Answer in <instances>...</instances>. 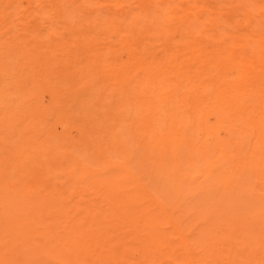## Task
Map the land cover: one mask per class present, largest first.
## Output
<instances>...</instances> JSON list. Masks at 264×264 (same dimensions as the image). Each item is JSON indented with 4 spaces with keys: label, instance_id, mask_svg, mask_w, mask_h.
<instances>
[{
    "label": "rangeland",
    "instance_id": "obj_1",
    "mask_svg": "<svg viewBox=\"0 0 264 264\" xmlns=\"http://www.w3.org/2000/svg\"><path fill=\"white\" fill-rule=\"evenodd\" d=\"M263 191L264 0H0V264H264Z\"/></svg>",
    "mask_w": 264,
    "mask_h": 264
},
{
    "label": "bare ground",
    "instance_id": "obj_2",
    "mask_svg": "<svg viewBox=\"0 0 264 264\" xmlns=\"http://www.w3.org/2000/svg\"><path fill=\"white\" fill-rule=\"evenodd\" d=\"M258 33H259V32H258ZM131 58H132V57H131ZM205 67H206V66H205ZM158 68H159V67H158ZM53 91H54V90H53ZM70 97H71V96H70ZM118 126H119V125H118ZM196 128H197V127H196ZM109 129H110V128H109ZM43 131H44V130H43ZM193 131H194V130H193ZM261 131H262V130H261ZM200 135H201V134H200ZM81 147H82V146H81ZM144 147H145V146H144ZM249 147H250V146H249ZM247 152H248V151H247ZM235 157H236V156H235ZM142 162H143V161H142ZM186 172H187V171H186ZM186 172H185V173H186ZM186 174H187V173H186ZM236 174H237V173H236ZM155 178H156V177H155ZM176 180H177V179H176ZM176 180H175V181H176ZM208 183H210V182H208ZM163 184H164V183H163ZM206 185H207V184H206ZM162 187H163V185H162ZM253 190H254V189H253ZM256 192H258V191H256ZM256 192H255V193H256ZM204 193H205V192H204ZM263 193H264V191H263ZM252 194H253V193H252ZM208 196H209V195H208ZM213 197H214V196H213ZM131 198H132V197H131ZM210 198H211V197H210ZM262 199H263V198H262ZM253 200H254V198H253ZM257 201H259V200L257 199ZM262 201H263V200H262ZM130 203H131V201H130ZM137 203H139V202H137ZM128 204H129V203H128ZM132 205H133V204H132ZM134 205H135V204H134ZM137 205H138V204H137ZM218 206H219V205H218ZM134 210H135V208H134ZM139 210H140V208H139ZM139 210H138V208L136 209V211H139ZM125 215H126V214H125ZM99 216H100V215H99ZM169 225H170V224H169ZM177 225H178V224H177ZM183 225H184V224H183ZM183 225H182V226H183ZM199 258H201V257H199ZM201 259H202V258H201Z\"/></svg>",
    "mask_w": 264,
    "mask_h": 264
}]
</instances>
